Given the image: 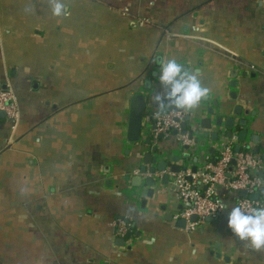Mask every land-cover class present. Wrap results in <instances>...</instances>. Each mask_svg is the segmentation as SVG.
Here are the masks:
<instances>
[{
  "label": "crops",
  "instance_id": "crops-1",
  "mask_svg": "<svg viewBox=\"0 0 264 264\" xmlns=\"http://www.w3.org/2000/svg\"><path fill=\"white\" fill-rule=\"evenodd\" d=\"M52 2L0 0V90L17 110L14 123L0 118V264H264V248L228 229L240 196L223 186V211L178 227L171 174L200 172L229 142L260 159L264 178V0H60V16ZM159 58L197 73L208 96L161 109ZM135 94L147 108L142 138L130 143ZM166 114L190 117L189 144L183 127L154 136ZM116 220L132 227L129 237L116 236Z\"/></svg>",
  "mask_w": 264,
  "mask_h": 264
},
{
  "label": "built area",
  "instance_id": "built-area-1",
  "mask_svg": "<svg viewBox=\"0 0 264 264\" xmlns=\"http://www.w3.org/2000/svg\"><path fill=\"white\" fill-rule=\"evenodd\" d=\"M0 111L4 117L14 123L17 117L16 104L9 91L0 90ZM153 132L155 137L167 136L172 132L181 130V118L177 115L166 114L156 118ZM181 144L187 145L190 140L185 135L181 137ZM217 159L212 163H205L200 172L178 173L174 175L172 187L183 209L178 215L179 219L186 222L185 227L190 229L203 224L206 218L213 219L221 211L214 209L216 187L223 186L226 190L238 193L245 191L247 195L256 193L258 200L252 201L248 197L238 198L236 201L249 205H258L264 193V178L258 176L262 169V162L258 157L248 151L240 149L235 152L229 142L217 143ZM233 162V163H232ZM230 167L232 168L231 170ZM195 216L196 221L191 222L190 217ZM129 224L124 220L114 222L115 234L119 238L129 237Z\"/></svg>",
  "mask_w": 264,
  "mask_h": 264
},
{
  "label": "clouds",
  "instance_id": "clouds-1",
  "mask_svg": "<svg viewBox=\"0 0 264 264\" xmlns=\"http://www.w3.org/2000/svg\"><path fill=\"white\" fill-rule=\"evenodd\" d=\"M66 14L65 5L60 0H53L52 15ZM158 82L167 89L164 95L153 96L154 103L161 109H192L208 96V88L202 86L198 74L183 67L175 59L159 58ZM214 209L223 211L224 201H217ZM226 225L240 241H246L253 250L264 248V202L249 205L247 201L234 203L227 212Z\"/></svg>",
  "mask_w": 264,
  "mask_h": 264
},
{
  "label": "water",
  "instance_id": "water-1",
  "mask_svg": "<svg viewBox=\"0 0 264 264\" xmlns=\"http://www.w3.org/2000/svg\"><path fill=\"white\" fill-rule=\"evenodd\" d=\"M147 108V102L146 99L143 95L141 94H135L130 98L129 101V109H128V116H127V127H126V140L130 143H138L140 142L141 138H142V130H143V125H142V120H143V116H144V112L146 111ZM237 110V109H236ZM235 110V113L237 112ZM177 111H181V109H178ZM4 117V113L2 111H0V118ZM190 120L189 116H186L184 119V122L181 124V127H183V132L182 134H185V127H186V123ZM210 123V122H209ZM215 123L217 126L221 125V118L218 117L217 120H215ZM202 124V123H200ZM239 124L241 125H245L244 121L239 122ZM210 124H208L206 127H204L205 129H209ZM234 126V120L231 118H227L226 122H225V128L226 129H232ZM246 132L242 131L240 133V141H243L244 136H245ZM192 135V133H191ZM189 135V137L191 138L192 136ZM189 138V139H190ZM213 139L216 140V135H213ZM186 148V147H185ZM239 151V148L236 147L235 148V152ZM253 151L258 153V148H253ZM174 161H176V159H174ZM233 163V162H232ZM232 168L230 167L229 170H231ZM156 171L159 172H165V164L163 162H158L157 166H156ZM140 174H144L145 170L144 169H140ZM196 169L193 168L191 173H195ZM155 173V169H151L149 171H147V174L151 177L153 174ZM178 174L179 173V169L178 168H171V174ZM259 177H263L262 173H258ZM169 177V174H164V179L167 180ZM136 180H138V178H136ZM146 186L152 187L154 185V180L152 178H147V180L145 181ZM153 190H149L148 195H152ZM239 196L242 198H246L248 197L250 200L255 201L258 200L259 196L256 193L253 194H249L247 195V193L245 191H239L238 192ZM261 199L264 200V193L261 196ZM206 221H209V218L205 219ZM190 221L191 222H195L196 221V217L192 216L190 217ZM177 225L180 228H184L186 225V222L183 219H179L177 220Z\"/></svg>",
  "mask_w": 264,
  "mask_h": 264
},
{
  "label": "trees",
  "instance_id": "trees-1",
  "mask_svg": "<svg viewBox=\"0 0 264 264\" xmlns=\"http://www.w3.org/2000/svg\"><path fill=\"white\" fill-rule=\"evenodd\" d=\"M214 159V161L217 159V158H213ZM213 161V162H214ZM129 231H130V233L132 234V227L131 226H129Z\"/></svg>",
  "mask_w": 264,
  "mask_h": 264
}]
</instances>
